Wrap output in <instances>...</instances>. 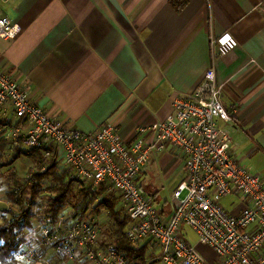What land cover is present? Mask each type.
<instances>
[{
	"label": "crops",
	"instance_id": "obj_1",
	"mask_svg": "<svg viewBox=\"0 0 264 264\" xmlns=\"http://www.w3.org/2000/svg\"><path fill=\"white\" fill-rule=\"evenodd\" d=\"M0 9L19 26L12 38L0 35V68L26 84L30 100L55 118L83 131L112 122L124 139L132 140L139 126L170 115L175 100L193 91L205 70L214 66L232 116L221 125L232 135L237 131L242 141L253 140L248 151L264 156V0H0ZM4 116L13 113L8 110ZM2 136L0 223L14 202L7 194L8 174L13 170L25 179L36 170L25 156L32 149L12 150ZM53 155L59 170L68 167L60 147H53ZM183 165L178 151L168 147L154 153L139 175L140 187L145 191L142 178L149 181L147 193L167 217L174 208L171 193L185 177ZM247 168L258 173V168ZM45 169L43 165L38 171ZM155 173L167 183L174 181L168 196H159L163 186ZM99 188L97 201L112 193L117 198L111 201L113 209L125 214L121 196L106 182ZM68 212L98 226L100 246L109 242L114 220L108 206L77 214L69 208L40 223L36 216L22 248L36 242L39 264H82V256L72 262L41 237L45 222ZM129 225L128 218L125 233ZM186 227L181 231L187 238ZM159 249L145 240L142 258L131 261L143 263Z\"/></svg>",
	"mask_w": 264,
	"mask_h": 264
},
{
	"label": "built area",
	"instance_id": "obj_2",
	"mask_svg": "<svg viewBox=\"0 0 264 264\" xmlns=\"http://www.w3.org/2000/svg\"><path fill=\"white\" fill-rule=\"evenodd\" d=\"M18 32L0 9V35L12 38ZM222 90L209 66L193 91L175 100L170 115L139 126L135 137L126 140L112 122L83 131L55 118L30 100L26 84L0 68V133L18 152L38 148L50 158L53 147H60L73 169L70 177L87 181L91 192L108 183L121 196L130 220L125 235L131 248L139 251L148 239L160 247L140 264H264V178L235 156L231 134L221 125L232 120ZM8 110L11 118L4 116ZM168 147L183 158L185 177L171 193L174 208L167 217L142 190L139 175L154 153ZM227 197L233 198L224 204ZM78 217L68 212L45 222L43 241L72 262L82 253V264H135L113 243L100 246L98 226ZM184 225L213 250V258L189 242L181 231ZM22 254L27 264L42 258L36 242L22 248Z\"/></svg>",
	"mask_w": 264,
	"mask_h": 264
},
{
	"label": "trees",
	"instance_id": "obj_3",
	"mask_svg": "<svg viewBox=\"0 0 264 264\" xmlns=\"http://www.w3.org/2000/svg\"><path fill=\"white\" fill-rule=\"evenodd\" d=\"M25 156L34 162L36 170L31 177L25 179L18 178L13 170L8 174L10 180L7 194L11 201L18 203V208L10 207L2 215L0 264H27L23 258L22 246L28 241L26 229L34 226L36 216L40 223L44 218H53L58 212L62 213L69 208L77 214L79 210L84 212L91 207L99 209L102 205L108 206L110 217L114 220L109 243L122 250L129 260L142 258V252L134 251L124 235L128 216L113 209L111 201L117 198L112 193L98 202V194L103 188L91 192L89 186H84L83 180L70 177L72 167L58 169L56 156L46 158L38 148L32 149ZM43 165L46 166L45 171H38ZM39 212L43 214L37 215Z\"/></svg>",
	"mask_w": 264,
	"mask_h": 264
},
{
	"label": "rangeland",
	"instance_id": "obj_4",
	"mask_svg": "<svg viewBox=\"0 0 264 264\" xmlns=\"http://www.w3.org/2000/svg\"><path fill=\"white\" fill-rule=\"evenodd\" d=\"M231 137H232V147L235 148L234 150L235 156L241 161V163L252 170H254V168H258L256 169L257 170L256 172L260 173L261 175L264 174V156L260 154L251 153L250 151H248L249 147H251L252 144H254L253 140L247 139L245 141H242V139H240V134H238L237 131L234 132V135L231 134ZM155 174H156V179L159 180V182H161L163 186V188L159 190V196L160 197L168 196L170 194V189L174 181L171 183H167L166 178H164L161 173H155ZM142 182L144 183L143 189L146 192L149 191L151 188V184H149V181L146 180L145 178H142ZM232 198L233 197L224 198L222 199V202L224 204H228L230 203ZM100 217L102 221L105 220L104 213ZM186 232L188 234L187 238L189 239V241L192 244L198 246L206 255L212 258L213 252L208 247L201 245L199 243L198 234L192 228H188V227H186ZM79 256H83L82 253L79 254Z\"/></svg>",
	"mask_w": 264,
	"mask_h": 264
}]
</instances>
